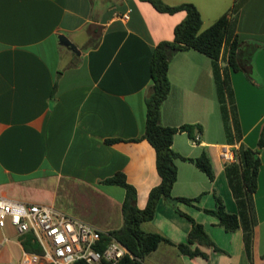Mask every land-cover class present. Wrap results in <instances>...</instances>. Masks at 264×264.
I'll use <instances>...</instances> for the list:
<instances>
[{
    "label": "crops",
    "instance_id": "0c3cea01",
    "mask_svg": "<svg viewBox=\"0 0 264 264\" xmlns=\"http://www.w3.org/2000/svg\"><path fill=\"white\" fill-rule=\"evenodd\" d=\"M163 1L193 2L206 27L234 0ZM125 12L128 17H121ZM184 16V9L160 11L149 0H0V195L50 204L110 230L122 224L125 190L102 180L122 171L143 207L160 180L155 150L139 137L151 53L159 40L173 37ZM236 32L239 39L261 42L251 78L241 69L230 71L240 141L255 147L264 135V0H242ZM59 34L79 51L62 44ZM168 77L171 86L160 106V122L194 124L192 134L199 131V140L193 143L188 131H177L172 146L184 156H197L205 148L214 170L210 179L194 162L177 158L172 194L198 197L176 204L204 225L218 248L199 245L205 255L191 257L161 242L143 264H264V145L253 193L256 223L249 257L242 229L226 231L202 209L214 207L220 194L228 211L238 210L224 168L230 161L221 157L224 146L232 149L238 142L225 138L211 59L195 49L179 50L170 59ZM58 193L79 197L67 209L56 203ZM142 227L177 243L186 240L191 221L160 198L154 217ZM25 233L9 219L0 226V262L19 263Z\"/></svg>",
    "mask_w": 264,
    "mask_h": 264
},
{
    "label": "trees",
    "instance_id": "16d2710c",
    "mask_svg": "<svg viewBox=\"0 0 264 264\" xmlns=\"http://www.w3.org/2000/svg\"><path fill=\"white\" fill-rule=\"evenodd\" d=\"M149 1L160 11L174 12L184 9L185 16L175 24L174 35L171 39H162L155 44L149 64L151 82L145 98V124L139 137L146 138L155 150L159 182L150 188L145 205L139 207L136 203V188L126 180L122 171H116L102 180L106 183L121 185L125 190L121 205L122 224L109 230L129 251L123 255L118 264H143L145 255L161 242L173 243L181 253L191 257L199 254L205 255L199 245H212L214 248H218L204 225L181 210L176 204L179 200L193 203L198 197L172 194V186L177 176L175 160L177 158L190 160L210 179H213L214 170L209 153L204 148L197 156H184L173 148L174 134L177 131L186 130L193 138L194 124L165 125L160 122V106L171 86L168 77L170 59L175 52L188 49L198 50L210 57L225 138L229 143L238 142V145L232 148L235 159L226 163L224 167L237 203V212H230L226 209L220 194L215 195L214 207L202 209L213 214L217 218V223L226 231L241 228L246 253L251 257L253 228L256 223L253 193L257 187V174L261 161L260 151L264 145V135L262 132L255 147H250L240 141L242 131L230 80V71L241 69L248 78H251L254 73V53L261 42L255 39L238 38L236 32L237 14L242 0H234L226 11L219 14L206 27H202L201 13L193 2L170 4L163 0ZM220 58H222L223 64L220 62ZM198 128L201 129L200 125ZM114 139L116 138H108V140ZM160 198L169 200L177 212L191 221L185 241L174 243L163 233L156 230H145L142 227L144 221L154 217ZM21 243L26 250L37 252L42 250L38 242L32 238L31 232H27L21 237ZM0 264L7 263L0 262ZM73 264L87 263L77 260Z\"/></svg>",
    "mask_w": 264,
    "mask_h": 264
},
{
    "label": "built area",
    "instance_id": "2783aa9c",
    "mask_svg": "<svg viewBox=\"0 0 264 264\" xmlns=\"http://www.w3.org/2000/svg\"><path fill=\"white\" fill-rule=\"evenodd\" d=\"M121 17L127 18L128 13ZM199 131L192 138L199 140ZM221 157L235 159L233 149L224 146ZM19 233L31 232L40 252L22 250L18 264H73L83 260L87 264H118L127 247L109 230H103L83 219L67 215L50 204L25 203L0 195V226L6 220Z\"/></svg>",
    "mask_w": 264,
    "mask_h": 264
},
{
    "label": "rangeland",
    "instance_id": "374dc122",
    "mask_svg": "<svg viewBox=\"0 0 264 264\" xmlns=\"http://www.w3.org/2000/svg\"><path fill=\"white\" fill-rule=\"evenodd\" d=\"M70 195V196H69ZM79 197V194H63L58 193L57 202L63 206H66L67 209H70L71 205L73 204V199L76 200Z\"/></svg>",
    "mask_w": 264,
    "mask_h": 264
},
{
    "label": "water",
    "instance_id": "95a60500",
    "mask_svg": "<svg viewBox=\"0 0 264 264\" xmlns=\"http://www.w3.org/2000/svg\"><path fill=\"white\" fill-rule=\"evenodd\" d=\"M59 40L62 44L66 45L67 47L76 50L77 52L79 51L78 48L76 47L75 43L71 41L65 34H59Z\"/></svg>",
    "mask_w": 264,
    "mask_h": 264
}]
</instances>
